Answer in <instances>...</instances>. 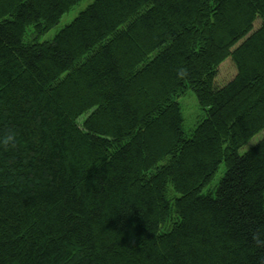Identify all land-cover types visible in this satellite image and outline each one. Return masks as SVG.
Here are the masks:
<instances>
[{
    "label": "trees",
    "instance_id": "16d2710c",
    "mask_svg": "<svg viewBox=\"0 0 264 264\" xmlns=\"http://www.w3.org/2000/svg\"><path fill=\"white\" fill-rule=\"evenodd\" d=\"M79 1L0 0V264H264V0Z\"/></svg>",
    "mask_w": 264,
    "mask_h": 264
},
{
    "label": "rangeland",
    "instance_id": "374dc122",
    "mask_svg": "<svg viewBox=\"0 0 264 264\" xmlns=\"http://www.w3.org/2000/svg\"><path fill=\"white\" fill-rule=\"evenodd\" d=\"M88 1L89 0H81L78 3H76L72 8H70L67 12L63 13L58 23L54 25L52 29L48 30L44 35H41L39 39L42 40L51 37V35L56 30H58L59 27L70 22L76 16L77 12L79 10H82L86 6ZM226 60H224L222 64L219 66L218 75H217L219 81L218 83L226 82L229 79H231V77L234 75L235 69L233 64L230 62L231 60L225 62ZM179 104L185 122L187 119L192 122V123H186L189 130L194 126L199 116H201L199 105L197 104L195 96L189 90H187L185 94L179 98ZM263 134H264V128L261 132H258V134H255L253 137H251L250 140L244 146H242V148H240L239 152L240 153L244 152L249 147V145H252L253 143L257 142Z\"/></svg>",
    "mask_w": 264,
    "mask_h": 264
}]
</instances>
